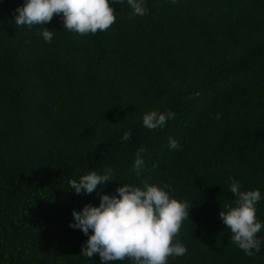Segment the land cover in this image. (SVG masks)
<instances>
[{"label":"trees","instance_id":"trees-1","mask_svg":"<svg viewBox=\"0 0 264 264\" xmlns=\"http://www.w3.org/2000/svg\"><path fill=\"white\" fill-rule=\"evenodd\" d=\"M24 3L0 0V264H102L80 255L92 232L70 227L73 211L145 181L190 205L176 238L187 252L168 264H264V0H145L143 17L125 0L96 34L54 16L50 44L40 26L16 25ZM154 110L175 117L147 129ZM108 168L113 181L93 193L71 189ZM229 177L261 192L253 257L220 219L236 199Z\"/></svg>","mask_w":264,"mask_h":264},{"label":"clouds","instance_id":"clouds-1","mask_svg":"<svg viewBox=\"0 0 264 264\" xmlns=\"http://www.w3.org/2000/svg\"><path fill=\"white\" fill-rule=\"evenodd\" d=\"M175 2V0H173ZM125 0H25L22 7L15 9L17 26H40L38 35L46 43H51L54 30L43 25L50 23L54 16H59L63 28L68 31L87 35L106 31L116 22L113 4L123 5ZM132 15L143 17L148 14L145 0H127ZM199 93L196 94L198 96ZM194 97H189L192 99ZM175 117L169 110L166 113L151 111L143 115V126L150 130L163 128L167 120ZM217 119L221 114H217ZM131 131L125 132L121 143L130 141ZM179 142L169 138V148L178 149ZM141 147L131 171L137 176L144 168ZM230 191L236 197L233 203L222 206L220 219L230 230L231 243L236 244L249 257L260 252L261 240L257 234L262 224L256 220V205L261 200L259 189L241 191V184L229 177ZM113 181L112 169L104 174L91 171L69 181L76 194H91L98 186ZM170 185L163 187L144 182L143 188L128 184L117 187V195L100 194L98 207L92 204L84 206L80 212L73 211V229L81 230L89 236L82 246L81 254L86 258L99 255L102 264L131 260L133 264H168L169 257H181L187 248L176 240L185 219H189L190 205L170 196Z\"/></svg>","mask_w":264,"mask_h":264}]
</instances>
